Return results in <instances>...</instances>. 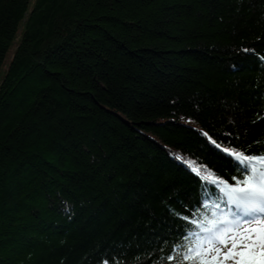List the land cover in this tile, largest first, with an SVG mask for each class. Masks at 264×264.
<instances>
[{
  "label": "trees",
  "instance_id": "obj_1",
  "mask_svg": "<svg viewBox=\"0 0 264 264\" xmlns=\"http://www.w3.org/2000/svg\"><path fill=\"white\" fill-rule=\"evenodd\" d=\"M18 35L0 264H196L231 153L264 154V0H0V73Z\"/></svg>",
  "mask_w": 264,
  "mask_h": 264
},
{
  "label": "snow or ice",
  "instance_id": "obj_2",
  "mask_svg": "<svg viewBox=\"0 0 264 264\" xmlns=\"http://www.w3.org/2000/svg\"><path fill=\"white\" fill-rule=\"evenodd\" d=\"M231 154L246 174L234 186L218 181L228 212L196 224L183 261L195 257L196 264H264V154Z\"/></svg>",
  "mask_w": 264,
  "mask_h": 264
},
{
  "label": "rangeland",
  "instance_id": "obj_3",
  "mask_svg": "<svg viewBox=\"0 0 264 264\" xmlns=\"http://www.w3.org/2000/svg\"><path fill=\"white\" fill-rule=\"evenodd\" d=\"M19 39H20V35H18L16 37V39L14 40L13 44H12V47H11V50L10 52L8 53V56H7V60H6V63L4 64L3 68H2V71L0 73V82L1 80L4 78V75L6 73V70H7V66H8V63L10 62L12 56H13V53L15 51V49L17 48L18 46V43H19ZM214 255V253H213ZM226 264H232V261H227Z\"/></svg>",
  "mask_w": 264,
  "mask_h": 264
}]
</instances>
